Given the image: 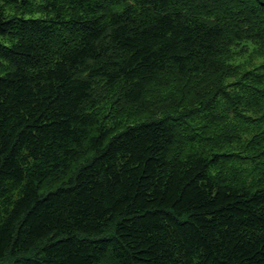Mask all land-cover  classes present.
Instances as JSON below:
<instances>
[{
  "label": "trees",
  "instance_id": "obj_1",
  "mask_svg": "<svg viewBox=\"0 0 264 264\" xmlns=\"http://www.w3.org/2000/svg\"><path fill=\"white\" fill-rule=\"evenodd\" d=\"M0 264H264V0H0Z\"/></svg>",
  "mask_w": 264,
  "mask_h": 264
}]
</instances>
